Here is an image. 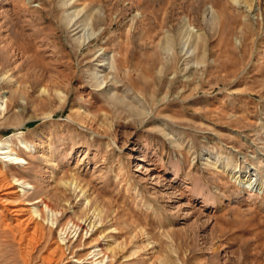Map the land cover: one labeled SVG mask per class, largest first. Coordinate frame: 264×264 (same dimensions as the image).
<instances>
[{
	"label": "rangeland",
	"instance_id": "rangeland-1",
	"mask_svg": "<svg viewBox=\"0 0 264 264\" xmlns=\"http://www.w3.org/2000/svg\"><path fill=\"white\" fill-rule=\"evenodd\" d=\"M0 264H264V0H0Z\"/></svg>",
	"mask_w": 264,
	"mask_h": 264
},
{
	"label": "bare ground",
	"instance_id": "bare-ground-1",
	"mask_svg": "<svg viewBox=\"0 0 264 264\" xmlns=\"http://www.w3.org/2000/svg\"><path fill=\"white\" fill-rule=\"evenodd\" d=\"M103 64H99V66H102ZM94 75H96L95 73H94ZM100 85H102L101 83L99 84V86ZM1 149H3V152H2V154H4L5 155V158L7 159V160H19L20 158L17 156V157H15V152H13V150L12 149H10V144L8 143L7 145H5V146H3V147H1ZM15 161V162H16ZM47 206V205H46Z\"/></svg>",
	"mask_w": 264,
	"mask_h": 264
}]
</instances>
